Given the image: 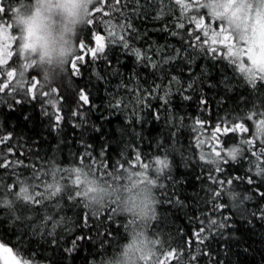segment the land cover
I'll use <instances>...</instances> for the list:
<instances>
[{"label":"snow or ice","instance_id":"1","mask_svg":"<svg viewBox=\"0 0 264 264\" xmlns=\"http://www.w3.org/2000/svg\"><path fill=\"white\" fill-rule=\"evenodd\" d=\"M79 2L88 19L67 78L80 83L63 95L36 70L31 32L13 23L32 0H0V233L15 236L11 246L0 239V261L69 264L85 250L88 264H103L135 224L121 193L147 185L158 247L172 240V217L186 223L178 247L141 264H235L234 245L249 252L238 233L264 227V0ZM141 18L171 22L141 30ZM218 87L213 114L205 88ZM238 89L248 94L230 105ZM194 99L204 118L187 115ZM112 116L123 117L115 138L104 130ZM154 123L164 129L155 138Z\"/></svg>","mask_w":264,"mask_h":264},{"label":"clouds","instance_id":"2","mask_svg":"<svg viewBox=\"0 0 264 264\" xmlns=\"http://www.w3.org/2000/svg\"><path fill=\"white\" fill-rule=\"evenodd\" d=\"M87 19L84 5L79 0H32L30 6L21 7L14 13L13 23L32 34L35 54L31 59L36 61V70L46 85H61L67 79V64ZM95 195L100 196L99 193ZM155 198L156 194L147 185L138 186L131 193L122 192L121 211L125 214L132 211L141 220L147 219L151 216ZM140 241V237L133 234L112 264H141L140 256L146 254L147 246ZM125 248L129 249L127 256Z\"/></svg>","mask_w":264,"mask_h":264},{"label":"trees","instance_id":"3","mask_svg":"<svg viewBox=\"0 0 264 264\" xmlns=\"http://www.w3.org/2000/svg\"><path fill=\"white\" fill-rule=\"evenodd\" d=\"M171 22V18H165L162 19L161 21H144L143 18L138 19L136 21V24L141 28V30L143 29H154V28H161L164 26V24L166 23H170ZM155 38V36H154ZM161 42H163V37L160 38ZM15 47V46H14ZM99 71L103 72V68H100ZM198 71V69H197ZM216 78L219 79L220 78V73L217 72L216 73ZM80 83V81L78 80H73L71 81V84L69 83L68 78L64 81V83H62L60 85L61 87V94L63 95H70L71 91H72V87L74 86H78ZM113 83H116V81L114 80ZM97 87L99 88V93L95 96V102L97 104L101 103V100L104 96V86L102 83L98 84ZM243 86H241L242 88ZM205 92L207 93L208 99H209V107L211 108L213 114H215L216 112V103L215 100H213V96H216L217 98H219L220 96L223 95V89L222 88H217L216 90H209L207 88H205ZM247 90L246 89H238L235 93L231 94L230 96V100H229V104L230 105H235L238 101L239 95H247ZM187 108V115L193 117V119H195V117L197 116H201V113L198 111L197 108V103L196 100L194 99L191 103H189L188 105H186ZM27 110V108L25 109ZM35 115L37 116V119L39 120V108H36V112ZM207 114L205 113L204 116H201V118H204ZM10 120L12 122H16L18 124H20V122H22L23 117L22 114H13L10 117ZM91 120L95 121L97 124L101 123L98 115L93 114L91 116ZM123 122V117H117V116H112L111 117V123H105L104 124V130L106 132V135L111 133L110 138H115L116 137V128L119 127L120 124H122ZM44 123H47V121H45ZM191 123V121H190ZM10 128V125H9ZM43 129V126L40 125L38 126L36 129L29 131V129L27 127H25V131H27L29 133V135H32L33 132H38L41 131ZM17 131H19V127L17 128ZM164 132V129L162 127L161 123H154L152 124L147 131V135H149L150 137H158L160 136L162 133ZM68 135H72V129L69 128L68 129ZM95 135V134H93ZM95 143L97 145H99L101 143V139L97 136ZM145 149L148 150V145L145 144ZM114 151L112 153L113 158H115L116 156V146H113ZM160 211H163V209H160ZM69 215H71V213H69ZM173 223L169 225V227L167 228V232L171 233L172 235V240L170 243H168V236L165 235L163 237V239L165 240V246L163 245V242L160 244V246L158 247L160 250H165V249H170V248H175L178 247L181 244V237L179 236L178 232H177V228L176 225H183L186 223V221L184 219H176L175 217L171 218ZM134 226L136 227V229L139 227L137 226V223L135 221ZM257 231L256 232H245L243 230H241L238 234L242 235L244 237V240L246 241V243L243 245L244 247H247L249 249L248 253H243L241 251H239L240 245H234V254L231 257V260L235 262V264H264V237L261 236V232L264 231V227L257 225ZM123 232V230L121 229V233ZM76 235H79V232L75 233ZM151 235H153L151 233ZM130 237L129 234H127V238ZM154 239L156 240V237L153 235ZM0 239H3L9 246H11L15 240V236L13 235L12 232H4V233H0ZM127 241V240H126ZM124 242V239L121 238V236H117L116 240L112 241V245L113 246H117L116 251L122 248V243ZM126 242L123 243V245ZM121 246V247H120ZM88 249L90 250L92 248L91 245L87 246ZM115 251V252H116ZM114 253H109L106 257H105V261H109V260H113L115 258L116 255ZM92 259V257L90 255H88L86 253L85 250H81L78 251L77 253H75L72 257V259L69 261V264H88V261ZM169 264H175V260L170 258L169 259Z\"/></svg>","mask_w":264,"mask_h":264},{"label":"rangeland","instance_id":"4","mask_svg":"<svg viewBox=\"0 0 264 264\" xmlns=\"http://www.w3.org/2000/svg\"><path fill=\"white\" fill-rule=\"evenodd\" d=\"M229 75H231V72L229 71V73H228ZM70 213V212H69ZM68 213V214H69ZM150 218H151V216L149 217V218H147V219H144V220H141L140 218H138V217H136V223H137V226H139L137 229H136V227L133 225V226H130V228H129V232H128V234L130 235V237L133 235V234H135V235H137V233H140V235H137V236H139L140 237V239H141V241H143V244H145L146 246H147V252H146V254H143V255H150L151 256V258L153 259V260H155L157 257H159V255H160V253L161 252H163V251H165V250H160L158 247H157V244L154 242L155 241V239H154V237H153V235H151V233L149 232V230H148V228L150 227ZM130 237H128L127 238V236H126V239H124V242H127L128 240H129V238ZM127 240V241H126ZM123 242V243H124ZM123 243H122V248L125 246V244L123 245ZM120 246V247H121ZM121 248V249H122ZM121 249L119 250H117L116 252H115V254L114 255H116L117 256V254L118 253H120V251H121ZM115 256V257H116ZM161 259L163 260V257H161ZM170 259V258H169ZM0 264H2V261H0ZM103 264H112V260H109L108 262L107 261H105L104 260V262H103Z\"/></svg>","mask_w":264,"mask_h":264}]
</instances>
